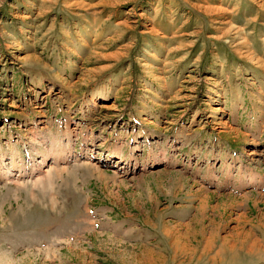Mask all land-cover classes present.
Here are the masks:
<instances>
[{
  "label": "rangeland",
  "instance_id": "obj_1",
  "mask_svg": "<svg viewBox=\"0 0 264 264\" xmlns=\"http://www.w3.org/2000/svg\"><path fill=\"white\" fill-rule=\"evenodd\" d=\"M0 264H264V0H0Z\"/></svg>",
  "mask_w": 264,
  "mask_h": 264
},
{
  "label": "bare ground",
  "instance_id": "obj_2",
  "mask_svg": "<svg viewBox=\"0 0 264 264\" xmlns=\"http://www.w3.org/2000/svg\"><path fill=\"white\" fill-rule=\"evenodd\" d=\"M39 155V154H38ZM45 169V168H44ZM49 169V168H48ZM46 170V169H45ZM49 175V174H48ZM39 182V181H38Z\"/></svg>",
  "mask_w": 264,
  "mask_h": 264
}]
</instances>
